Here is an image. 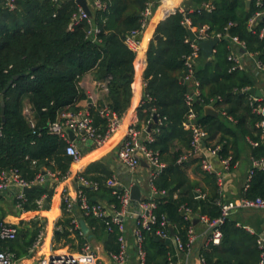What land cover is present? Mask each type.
Listing matches in <instances>:
<instances>
[{"label":"trees","instance_id":"obj_1","mask_svg":"<svg viewBox=\"0 0 264 264\" xmlns=\"http://www.w3.org/2000/svg\"><path fill=\"white\" fill-rule=\"evenodd\" d=\"M161 1L153 0V11ZM255 1L247 8L245 0H185L183 12L176 10L159 22L155 30L159 38L152 39L148 45L143 72L145 88L136 110V128L151 125L152 141L145 144L159 154L165 168L153 180L157 192L152 198L153 213L157 222L151 231L143 232L146 264H168V254H173L169 239L162 242L155 234L162 220L167 223V233L172 226L175 237L185 245L189 228L196 230L201 224L199 221L193 224V218L204 215L215 220L221 217L225 194L217 185L216 174L202 172L195 159L178 163L190 149L192 132L183 125L190 110L209 137L207 146L219 147L220 158L231 156L233 162H239L242 138L250 136L258 140L255 133L259 130L255 125L260 118L250 112V94L240 92L246 87L253 88V76L250 72H230L231 63L227 60L232 51L229 39L237 37L244 43L245 51L255 55L264 66V38L259 35L264 24L249 26L252 15L264 10V1L260 7H256ZM100 2L101 9L91 5L89 21L77 24L73 21L79 10L76 0H17L13 9L0 4V173L17 170L26 181L41 175L46 177L47 173L56 175L55 182L67 176L72 159L65 153L66 142L50 133L49 125L61 112L80 110L77 104L87 96L78 84L85 75H91L97 82L107 81V92L99 106L89 108L94 124L101 130L106 123L98 114L100 107L106 105L120 117L129 108L136 54L125 44V39L132 32L139 35L144 32L143 12L147 0ZM171 3V0L164 2L156 17L161 9H171ZM186 20L195 30L207 26L210 35H221L214 59H204L199 50L193 80L199 83L200 94L191 105L186 103V95L192 91L191 83L184 80L185 59L192 52ZM93 29L98 32L93 33ZM16 76L18 78L14 79ZM217 97L222 99L226 115L234 122L221 114L217 117L205 114V106ZM26 106L30 107L31 120L24 114ZM249 151L250 158H264V143L254 148L249 146ZM190 165L195 166L201 177L199 181L189 178L186 170ZM87 173L81 176L97 184L96 188H80L89 201L118 208L117 197L105 184L109 173L93 178ZM50 180L35 185L23 200H13V207L19 204L16 210L21 213L49 210L55 187ZM240 197L264 199V170H255L248 189H241ZM0 199H4L3 196ZM39 199L43 200L40 206ZM6 215L7 212L0 209V219ZM63 215L56 223L54 243L75 249L87 243V236L69 231L72 219L66 216L64 209ZM85 218L95 230L93 236L103 240L104 251L118 253L116 228L109 233L105 219ZM261 223H264V211H233L219 226L220 243L201 244L200 259L205 264H260L261 249L257 241ZM44 225L39 216L20 221L16 238L0 241V252L8 251L16 260L29 257V250ZM57 248L53 245V249Z\"/></svg>","mask_w":264,"mask_h":264},{"label":"built area","instance_id":"obj_2","mask_svg":"<svg viewBox=\"0 0 264 264\" xmlns=\"http://www.w3.org/2000/svg\"><path fill=\"white\" fill-rule=\"evenodd\" d=\"M17 0H0V4H4L6 7L13 9ZM88 4L95 8L101 9L102 3L100 0H86ZM161 3V2H160ZM260 6V4H258ZM206 9H210L209 5L204 6ZM154 2L153 0H147L145 10L143 12L144 21L142 27L145 29L149 20L153 15ZM180 12H183L181 10ZM261 12H256L249 23H254L259 17H262ZM82 20L89 21L88 15L79 7L77 15L74 16V24L79 23ZM186 25L189 27L190 23L186 20ZM192 31L193 28L189 27ZM208 27L203 26L199 30L194 29L195 40L190 42L192 52L185 59V65L187 68V75L185 81L192 84V91L186 95V103L191 105L195 101L199 92V83L193 80V69L196 61L199 58V47L198 43L207 39L221 38V35L216 36L210 35ZM93 33H97V29L92 30ZM139 33L132 32L125 39V44L130 50L136 52L138 50L139 43L136 37ZM260 37H264V31L260 33ZM233 48V51L228 55L227 60L231 63L230 72L243 71L245 72L248 68L246 59H252L253 68L255 70L264 73V66L253 54L245 51V45L238 40L237 37L229 39ZM189 42V39H188ZM103 93L107 92V81H101L97 84ZM251 89L246 87L242 89L241 93L250 94L248 97V104L250 112L256 115L260 120L256 123L255 127L259 130V133H255L258 136V140L252 139L250 136L245 137L247 144L254 148L259 143H264V98L256 97L250 93ZM89 101L92 97H88ZM92 102V101H91ZM219 104H218V103ZM92 104V103H91ZM218 104V105H216ZM98 103H95L93 107H98ZM212 107L218 114L226 117L228 121L234 122L233 118L227 116L225 113V105L220 97L211 99L207 105ZM24 114L31 120L30 107L26 106ZM99 116L105 121V128L101 130L100 127L96 126L93 121V117L89 111V108L81 109L77 112L64 111L58 114L56 120L49 125V131L52 134L58 135L66 142L65 153L70 156L72 163H77L81 159V151L78 145H89L94 148L104 146L111 137L120 129L122 125V117L118 116L106 105L98 109ZM185 129H189L192 132V139L190 142V149L186 154L178 160V163L187 160H196L202 172L208 174H216L217 185L221 192H223L224 185V173L230 171L231 168L239 166V162H233L232 157L220 158L218 156V146H207L208 140L205 141L203 146L204 137L206 133L196 122V116L193 111L190 110L186 121L184 122ZM146 128H136V123L132 122L128 125L119 148L117 150L118 160L130 171L133 172L141 166L144 162L150 169L149 172V186L152 190L153 197L157 194L153 180L159 175V173L165 168V163L161 160L159 154L149 149L145 142H151L152 137L146 133ZM68 132H73L75 135V141L68 138ZM255 170H264V158L254 159L251 158L250 168L247 170L248 178L244 186V191L249 187V181L254 174ZM56 175L53 173H47V176H37L33 181H26L23 179L17 170H11L8 172L0 173V193L6 194L10 191H15V198L18 201L24 199L23 189L33 187L37 184H43L46 180L55 179ZM79 182L82 187H93L96 188L97 184L92 183L82 176H79ZM106 186L111 189L112 194L115 195L119 201V207L115 208L113 205H106L103 203H91L88 197L79 190L76 195V207L84 217H93L105 219V225L107 231L110 233L114 230V227L119 232L118 243L119 251L116 254H110L111 258L115 261V264H125L128 254V240H127V224L133 220L134 227L132 229V245L135 248L136 261L138 264H146V251L144 249V231H151L153 225L156 224V216L153 213L155 204L152 199L141 200L137 209L134 208L130 199V189H122L119 182L115 177H110L106 181ZM164 194V192H161ZM152 197V198H153ZM65 211L71 213L74 210L75 204L69 199L68 196L62 197ZM43 200H37V204L40 206ZM19 204L17 205V208ZM260 210L264 211V199L262 198H237L234 200L223 201L221 206V217L215 220H209L206 216H198V221L203 225V230L199 236L197 235L194 228L188 230V240L185 245L177 237H172L170 233H167L165 227L167 223L162 220L159 223V227L155 234L159 239H173L174 247L178 253H181L184 258H176L175 254H168V264H189L188 260L193 252L195 245L200 237L203 238L202 244L207 246L218 245L221 240V231L219 226L223 223L224 219L227 218L233 211L237 210ZM71 231H78L77 223L73 221ZM17 227L15 225L6 223L0 219V241L8 242L12 241L17 236ZM80 235H83L78 231ZM42 240V233L39 234L37 240L33 244L29 253H33L35 249L40 245ZM258 244L261 249V260L260 264H264V234H261L258 238ZM201 264H205L200 259ZM0 264H18L14 254L4 251L0 252ZM32 264H99L98 259L93 252V249L88 243H84L77 252H65V253H51L49 255L41 256L35 263Z\"/></svg>","mask_w":264,"mask_h":264},{"label":"crops","instance_id":"obj_3","mask_svg":"<svg viewBox=\"0 0 264 264\" xmlns=\"http://www.w3.org/2000/svg\"><path fill=\"white\" fill-rule=\"evenodd\" d=\"M163 1L164 0L161 1L159 6L153 12L151 19L149 20L146 28L144 29V32L141 35L140 41H138L139 46H138V50L135 52L136 57L135 60L133 61L134 77H133V82L131 84L132 97L129 108L122 116L123 122L122 125L120 126V129L102 147L94 148L89 145L86 146L81 144L78 145L79 150L84 151V153L82 152L83 154L81 156V159L77 163H71L69 172L66 177L62 178L61 180H57L56 182H55L56 179L50 180L51 184L55 183V187H54V194L51 199L49 210L21 213L16 210L17 206H15V208L13 207V209H11L13 211V214H10L8 212L6 216L1 218V220L5 221L6 223L15 226H18L19 222L24 221V219L30 220L31 218L33 219L36 216H39L45 222L44 228L41 232L42 240L40 242V245L37 247V249H35V251L32 254L29 253L30 254L29 257L22 258L21 261L22 264L35 263L43 255H49L51 253L77 252L80 249V247L79 248L77 247L75 249L72 248L71 246H65L66 247L65 250L62 249L64 247H58L57 249H53V245L55 243H52V241L56 232V223L63 218L64 216L63 209L66 216L72 219L71 223L73 221L77 223L78 231H80L83 234V236L88 237L87 243L93 249V252L97 257L99 264H115V261L111 258L110 254H107L104 251L103 240L93 236L95 230L90 227L88 220H86V218L80 213L79 209L76 207L75 204L76 195L80 190V188L82 187L79 182V176H81V174H84L85 172L88 171L87 176L93 178V177L102 176L103 172H108L109 178L115 177L122 189H130L131 186L134 183H136L141 191V199L143 200L152 199L153 193L149 186V172H150L149 167L141 163V166L138 169H136L133 172H130L118 160L116 153L128 125L132 122L137 123L136 110L142 101L144 88H145L143 72L147 65L146 52L150 41L155 36L156 27L160 21L166 18L165 16L167 14L170 15L173 14L176 10H180V11L183 10L182 6L185 0H171L174 3V8L173 9L171 8L172 10L169 7L163 8L158 13L159 17L158 16L156 17L158 9L160 8V6H162ZM166 1L169 2V0ZM247 1L250 2L249 5L246 4L247 8H249L253 0H245V2ZM263 1L264 0H256L255 1L256 7H260ZM258 4H260V6H258ZM89 6L91 7L90 4ZM261 13L262 15H264V10ZM263 17L264 16L259 17L252 24L249 23V26L253 28L259 22L264 24ZM262 31H264V25L261 27L259 35ZM192 32L194 33V29L192 30ZM197 62L198 60L196 61V63ZM246 62L248 64L247 65L248 68L245 72H250L253 76V80H254L253 89L260 90L261 93L263 94L262 98H264V90L262 87L258 85L261 84L259 79L263 81V85H264V73L255 70L253 68L254 66L252 63V59L247 58ZM98 83L99 82L95 81L91 75H85L83 78H81L78 85L81 91H83V93L86 94L87 99L78 102L77 105L80 108V110L84 108L93 107L95 103L98 104L100 103L105 93H103L100 87L97 85ZM89 96L92 97L91 100L92 102L89 101L88 99ZM239 147L241 154V161H239V166L232 169V171L224 173V185H223L224 194H225L224 201L241 198L240 197L241 189L244 190V186L247 182V178H248L247 170L250 168L251 158H250L249 145L245 141V138L244 139L242 138ZM186 171L190 179L197 181L200 180L201 177L195 171L194 165L188 166ZM11 192L13 191H10L8 195H4L3 198H6L7 200H16L15 193L12 195ZM64 195L68 196L69 199L75 204L74 210L71 213H67L65 211V207L62 201V197ZM29 216L32 217L30 218ZM254 224L257 225V223ZM133 227H134V222L133 220H131L127 224V229H128L127 240L129 247H128V254L125 264H138L136 261L135 248L132 245ZM202 227L203 226L200 224L199 227L196 228V233L197 235L199 234V236L203 230ZM71 229L72 228H70L69 231H71ZM259 229L261 230L260 235L263 234L264 223H261L259 225ZM249 230L253 231L251 229ZM71 236L74 237L73 234ZM46 240H48L47 245H46ZM168 242L172 246L173 254L176 255V258H182V257L184 258V256H182L181 253H178L176 251L174 247L173 239H169ZM202 242H203V238L200 237L193 249L192 254L189 257L188 260L189 264H201L199 260V249Z\"/></svg>","mask_w":264,"mask_h":264},{"label":"water","instance_id":"obj_4","mask_svg":"<svg viewBox=\"0 0 264 264\" xmlns=\"http://www.w3.org/2000/svg\"><path fill=\"white\" fill-rule=\"evenodd\" d=\"M76 3L88 15V17L91 18V9H90V6H89L88 2L86 0H76ZM249 3H250L249 1L246 2L247 5H249ZM168 15L169 14H167L165 17H167ZM263 20H264V17H263ZM158 38H159V35H155L153 37V40H157ZM140 39H141V35L136 37L137 41H140ZM188 39H189V42H193L195 40V35L190 29L188 30ZM219 41H220V39L215 37V38L207 39V40H204V41H201V42L198 43V47H199V49H200V51L202 53V57L204 59L207 60V59H214L215 58L214 57V50H215L216 46L218 45ZM17 78H18V76L14 77V79H17ZM10 84L11 83H9L7 85V88L10 87ZM250 93L253 94L256 97H259V98L263 96L261 91L258 90V89H251ZM1 106L4 107L3 97L1 98ZM204 112H205L206 115H210V116H213V117H217L218 116V112L215 111L210 106H205ZM156 121H157L156 117H153V122H156ZM151 131H152L151 125H149L146 128V133L150 134ZM68 138L70 140H73V141L76 140L75 139V135H74L73 132H68ZM208 139H209L208 136L204 137L203 146L205 145V141H207ZM142 164H145V163L142 162ZM34 188H35L34 186L30 187V188H25V189H23L22 193L24 195H27L28 193L33 191ZM11 193L13 195L15 193V191H13ZM8 194H9V192L6 193V194L0 193V197L4 196V195H8ZM196 196H199V194L196 193ZM130 199H131V202H132L134 208L137 209V205L141 201V191H140L139 186L136 183H134L131 186V188H130ZM182 214L185 215V211H183ZM192 220H193V224H197L198 223V219L197 218H195V219L193 218ZM168 229H169L170 235L172 237H175V231H174L173 227L169 226ZM161 241L164 242L163 239H161Z\"/></svg>","mask_w":264,"mask_h":264},{"label":"rangeland","instance_id":"obj_5","mask_svg":"<svg viewBox=\"0 0 264 264\" xmlns=\"http://www.w3.org/2000/svg\"><path fill=\"white\" fill-rule=\"evenodd\" d=\"M260 80V82H261V84H258L260 87H262L263 88V90H264V85H263V81L261 80V79H259ZM13 200H7L6 198H4V199H0V209H2L4 212H9V213H13V211L11 212V210L10 209H13ZM30 218L32 217V216H29ZM32 219V218H31ZM24 221H29V220H27V219H24ZM52 243H54L53 241H52ZM56 247H60L61 246V244H54ZM63 250H65L66 249V247H64V248H62ZM18 261V264H22V258H20L19 260H17Z\"/></svg>","mask_w":264,"mask_h":264},{"label":"bare ground","instance_id":"obj_6","mask_svg":"<svg viewBox=\"0 0 264 264\" xmlns=\"http://www.w3.org/2000/svg\"><path fill=\"white\" fill-rule=\"evenodd\" d=\"M164 1H166V0H164ZM164 1H163V3H164ZM163 3H162V4H163ZM170 6H171V8L173 9V8H174V3H171ZM151 27H152V26H151ZM151 31H152V30H151ZM47 239H48V238H47ZM47 243H48V240H46V245H47Z\"/></svg>","mask_w":264,"mask_h":264}]
</instances>
